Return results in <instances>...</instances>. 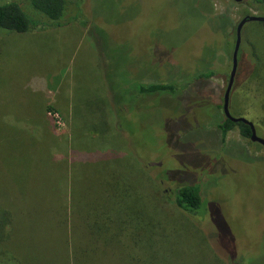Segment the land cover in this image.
Wrapping results in <instances>:
<instances>
[{"label": "rangeland", "instance_id": "374dc122", "mask_svg": "<svg viewBox=\"0 0 264 264\" xmlns=\"http://www.w3.org/2000/svg\"><path fill=\"white\" fill-rule=\"evenodd\" d=\"M207 1L210 12L199 11L193 0H85L84 11L89 17L84 25L67 23L1 34L2 61L8 64L4 70L12 77L1 89L4 93L0 102L6 107L12 101L23 102L32 111L29 119L39 118V99L44 108H55L52 113L58 119L51 117V124L61 148L54 156L61 155L60 159L67 162L64 140L69 136L73 104L77 121L83 118H79V110H85V99L102 100L105 116L115 131L113 137L108 134L97 138L102 143L100 147L109 153L112 149L111 154L120 156L126 167L134 161L155 173L159 190L167 198L179 184L200 183L207 219L195 216L191 220L206 237V244L225 264H264V146L242 138L236 128L221 141L214 126L222 114V92L230 68L227 49L231 48L234 26L241 16L262 15L263 11L242 0ZM255 23L247 22L241 28L236 86L229 93L228 111L237 116L231 107L240 108L238 114L254 125L258 136L264 137V98L251 91L244 77L251 68V51L243 37L249 42L255 37ZM207 69L216 74L174 95L136 94L132 88L138 83L149 85L183 78L190 82L191 74ZM28 80L35 86L44 83L49 96L40 98V87L25 91L23 85ZM15 126L16 131L10 126L20 142H16L15 150L32 149L25 174L38 176L33 179L36 185V181L53 180L59 186V172L48 160L49 152L42 142L39 148L31 143L28 132L37 128L27 130L25 122ZM78 139L73 138L72 147L78 157L86 160L68 165L66 185L72 191L86 188L94 194L88 177L96 166L101 170V164L89 161L97 147H91L89 154L90 143ZM97 141H92L93 146L98 145ZM27 161L24 157L21 162ZM119 171V164H115L107 173L97 175L100 186L104 188L111 182L109 174ZM11 175H5L4 180L15 181L14 170ZM29 177L30 174L27 181ZM41 186L34 188V196L27 194L28 211L38 214L35 222L51 215L58 205L59 193L49 197ZM174 231L176 237L169 235L161 242L172 245L168 264H220L200 254L204 246L195 233L183 232L180 224ZM199 258L206 260L197 261Z\"/></svg>", "mask_w": 264, "mask_h": 264}, {"label": "trees", "instance_id": "16d2710c", "mask_svg": "<svg viewBox=\"0 0 264 264\" xmlns=\"http://www.w3.org/2000/svg\"><path fill=\"white\" fill-rule=\"evenodd\" d=\"M84 1L2 0L0 1V37L1 34L23 33L67 23L84 25L89 17L84 11ZM195 1L199 11L207 9V12L211 11L207 0ZM242 1L256 10H262L261 14L264 15V0ZM255 24L257 26L253 29L255 37L249 38L250 42L248 38L243 37V40L246 39L249 43L251 51L249 53L251 68L244 77H247L246 82L251 87V91L264 98V21ZM230 37L232 48L233 36ZM259 41L261 45L258 44ZM242 42L243 47L246 46V43ZM231 48L227 49L226 46L227 51H231ZM2 59L0 51V96H3L4 91L1 89L5 82L12 77L11 73L4 70L8 67L5 63L7 60L3 62ZM6 73L10 74L9 78ZM215 74V71L207 69L191 74L190 82L183 78L158 84L138 83L132 88L136 94L174 95L195 81L208 79ZM32 84L28 80L27 84L23 85V89L30 91L38 90L40 87V98L42 95L49 96L44 83L42 86ZM235 84L233 79L232 86L235 87ZM20 102L12 101L8 107L3 105L4 102H0V264H168V259L173 254L172 245H161V242L169 235L177 236L174 228L178 224L183 232L190 231L196 234L204 246V249H200L202 256L214 263L225 264L206 244V237L191 220L195 216L207 219L208 208L200 183L179 184L167 198L159 190L155 173L146 171L134 161L128 163L126 167L120 156L117 158L111 154L112 149L109 153L105 147H100L102 143L98 142L97 138L108 134L114 136L113 125L105 116L106 105L102 100L95 97L85 99L83 103L85 110H79L81 115L79 118H83L77 121L74 120L76 114L73 104L69 136L64 140L67 143V151L63 156H68L67 162L65 158L60 159L61 155L59 158L54 156L61 148V143L58 144V136L51 124L52 116L47 113L54 112L55 108L51 105L44 108L39 99L36 103L39 106V118L29 119L32 111H28L24 107L25 104ZM56 105L59 106V103ZM97 105L98 109L95 107ZM230 106L229 100L228 110ZM239 109L234 105L233 108L231 107L237 116H241L238 114ZM219 119L214 126L219 131L221 141H224L226 133L233 128L237 129L242 138L249 139L250 131L246 124L239 121L232 122L225 118L223 113ZM90 120H95V123H91ZM17 122H25L27 130L32 127L37 128L33 132L31 130L28 132L31 143L39 148V142H42L49 152L48 160L56 168L57 173L59 172L57 179L59 186L52 183L53 180L49 183L36 181L38 183L36 185L33 179L38 176L33 177L32 173L25 174L32 149L15 150L18 141V136L14 133L17 130L15 126ZM10 126L14 127V132ZM76 137L90 143V147H87L89 154L92 152L91 147L94 149L97 147V152L89 161H98L96 165L101 164V170L98 171L96 166L88 177L92 180L90 188H95L94 194L86 188L82 191L80 189L72 191L66 185V175L70 171L68 165L74 161L86 160L75 154L72 142ZM60 139L59 136V141ZM92 141H97L99 146H93ZM9 148L11 150L7 152ZM108 155L113 157L109 159ZM24 157L28 161L22 164ZM115 164H119L120 171L115 175L109 174L111 182L102 188L97 175L107 173V170ZM12 170L15 171V181H5V175L12 176ZM29 174L27 181L26 176ZM38 185H42L43 190L49 193V197L59 193V198H56L57 209L48 217L35 222L38 214L28 211L26 201L29 195H33L34 188ZM42 251L46 253L45 256ZM206 259L199 258L197 261Z\"/></svg>", "mask_w": 264, "mask_h": 264}, {"label": "water", "instance_id": "95a60500", "mask_svg": "<svg viewBox=\"0 0 264 264\" xmlns=\"http://www.w3.org/2000/svg\"><path fill=\"white\" fill-rule=\"evenodd\" d=\"M239 2L241 0H233ZM264 15H255V14H245L241 16L236 22L233 30V43L230 51V68L228 71L226 83L222 92L221 98V110L225 118L229 119L232 122H242L249 127V140L252 142H257L260 145L264 146V137H260L256 134L254 125L242 116H232L228 111V101H229V93L233 84L234 75L237 67V54L240 45L241 39V28L247 22H263Z\"/></svg>", "mask_w": 264, "mask_h": 264}, {"label": "built area", "instance_id": "2783aa9c", "mask_svg": "<svg viewBox=\"0 0 264 264\" xmlns=\"http://www.w3.org/2000/svg\"><path fill=\"white\" fill-rule=\"evenodd\" d=\"M51 116L53 117V119H56V120L58 119L56 113H52Z\"/></svg>", "mask_w": 264, "mask_h": 264}]
</instances>
